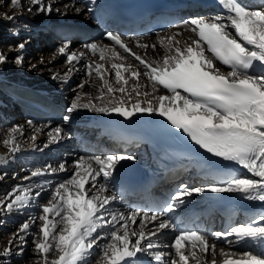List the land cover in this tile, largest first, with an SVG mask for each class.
Segmentation results:
<instances>
[{"label": "snow or ice", "instance_id": "1", "mask_svg": "<svg viewBox=\"0 0 264 264\" xmlns=\"http://www.w3.org/2000/svg\"><path fill=\"white\" fill-rule=\"evenodd\" d=\"M8 2L13 10L23 7L22 0ZM76 3L77 0H72L65 4V11L61 12L54 8V0H29L27 11L45 15L55 11L62 16L69 10L77 14L85 9L92 11L87 4L77 7ZM219 3L226 14L191 17L185 21L182 31L178 29L158 36L159 45L164 49L159 59L147 58V50H155L156 44L136 39V45L145 50L141 56L120 34L111 31L105 33L111 45L92 41L83 46L85 51H72L71 42L65 41L57 47L53 57L64 56L69 67L63 74L53 73V79L67 81L72 65L80 63L89 52L98 53L103 63L88 60L85 68L90 78L95 75L102 81L99 95L92 97L77 92L66 109L64 121H69L72 113L80 108L116 113L125 119L143 113L158 114L211 156L238 165L250 175L225 172L221 174L223 179H214L204 186L182 185L159 210L115 213L109 211L110 204L117 198L109 181L121 161L134 160L135 156L115 153L81 156L73 162L70 178L57 183L47 203L39 205L40 215L30 216L12 233L7 246L0 251V264H8L5 258L25 255L28 243L25 237L37 221L38 232L31 233L34 264H88V257L101 240L105 243L96 264H137L138 254L150 256L156 264H189L190 259L195 264H217V244H210L209 236L214 241H225L229 248L235 244L248 249L239 253V259H224L222 264H264V209L246 221L210 234L181 228L171 245L174 252L158 250L160 244L155 239L163 230L177 228L171 214L194 193H230L264 205V0L260 5L248 0H219ZM22 14L23 11H13L11 15L3 13L0 19L15 21ZM184 31H190L193 36L181 41L178 37ZM25 48L26 43L21 42L14 49L17 65L24 62ZM118 48L138 63H127L128 57ZM7 60L8 56L0 52V64ZM45 63L50 61L41 57L39 64ZM105 63H110V69ZM225 67L227 71L222 70ZM110 71L115 73L117 86L106 78ZM142 78H146L147 83H142ZM85 84L81 82L77 87L83 89ZM161 91L167 94H158ZM22 134L21 125L8 130L2 140L8 152L0 155V161H6L21 150L19 136ZM48 135L49 143H57L71 133L57 126ZM57 171H67V164L60 162L55 168L49 165L34 170L24 179ZM40 196L41 191L33 194L31 184L17 185L0 199V217L23 211ZM3 222L0 219V224ZM148 224L153 227L149 229ZM198 251L204 255L199 256ZM219 253L229 255L223 248ZM209 254L210 262L204 258Z\"/></svg>", "mask_w": 264, "mask_h": 264}, {"label": "bare ground", "instance_id": "2", "mask_svg": "<svg viewBox=\"0 0 264 264\" xmlns=\"http://www.w3.org/2000/svg\"><path fill=\"white\" fill-rule=\"evenodd\" d=\"M7 0H0V15L3 13H8L11 15L13 11H23V14L18 17L15 21H7L0 19V39H6L11 43L12 47H16L19 43H26V48L29 49L31 47H35L40 45L42 47H46L49 52H47V57H49L47 61L50 63H45L44 65H37L39 62L34 61V57L24 55V62L22 65H12L8 62L0 64V82H6L9 84H24L27 86H31L33 88H37L40 90L49 91L50 94H54L57 98L62 99L67 107L70 105L72 100L74 99L77 92L88 93L92 97H96L99 95V88L101 87L102 81L99 80L95 75L91 78L86 74L84 77L86 84L83 89H79L77 84L75 83L76 77L83 73L82 65H86L88 60L102 62L99 61V54L92 55V53H88L87 56L82 59V64H74L72 65L73 71L70 73L67 81L61 79H53V73L63 74L67 71L69 65L65 63V60L62 58L63 56L57 55L55 58L53 57L54 51L57 49L59 45L63 42L55 39L52 35L45 34L43 32L38 31V26L41 23L49 22L50 20L57 19L59 17H67L74 18L80 17L79 14L75 13L72 10L68 11L67 15H60L57 12H53L50 15L34 14L29 13L27 8L29 7V0H24L22 2V9L13 10L10 5L3 4ZM249 3L260 5L261 0L255 2L252 0H248ZM70 4L67 0H54V8H59L61 12L65 11L64 5ZM79 7V6H78ZM90 12L85 9L82 11V15L79 19L86 18ZM186 26L178 25L175 28L168 29L165 33H161L152 38L142 39V42H145L149 45L156 44L157 47L155 50L149 48L147 50V58L148 59H159L164 55V49L160 47L158 42V36H164L169 34L170 32H175L178 29L183 30ZM193 34L190 31H184L183 35L179 36L178 39L181 41L187 40ZM138 38H129L127 41L131 45L132 49L144 56L145 50L139 48L135 40ZM97 41L101 44H109L105 40H91ZM86 43H79L77 41L71 42V50L80 52L85 51L84 45ZM16 49V48H15ZM11 50V49H10ZM121 52L122 55L127 56V63H138L134 60L129 54ZM13 51V50H11ZM6 54V53H5ZM17 52H13V56L16 55ZM34 55V54H33ZM43 56V55H42ZM45 60V59H44ZM116 62H119L117 60ZM103 63V62H102ZM36 64V68H32L31 65ZM105 67L110 69V63H105ZM222 70L227 71V68H223ZM141 71H143V66H141ZM128 73H125V76H128ZM80 76V75H79ZM106 78H108L114 86L115 85V73L114 71H110L106 73ZM142 83H147L146 78H142ZM151 91V89H148ZM158 94H167L166 91H161ZM119 94H117L118 96ZM85 102L87 100L85 99ZM96 103H101L100 101H96ZM108 113H100L94 112L86 108H80L72 113L71 119L67 121V123H63L61 125L56 124H34L33 122L29 124L28 120L23 118L21 114L18 112V108L7 100L2 93L0 92V122L3 120H7V127H3L5 125H1L0 123V155L6 154L8 149L3 145L2 140L5 135L8 133V130L14 125H21L23 127V134L19 136V143L21 145V150L14 154V156H10L6 161H0V199H3L6 194L17 185H29L33 186V194L35 191H41V196L38 199L32 201V203L23 211L14 212L6 219V217H0L4 222L2 223L3 228H9L11 225H14L17 222H24L29 216L34 217L39 204L45 200V198H50V193L53 190V187L57 184H53L51 186H46V184L42 183L39 177H33L31 180H25L24 177L31 176V173L37 169H44L45 167L51 165V167H58L60 162H56L53 159V156L64 158V161L67 164V171H57L56 173H64L72 175L74 167L73 162H69L66 158L75 160L81 156H106L108 154H123V155H133L137 159L148 160L150 155L145 148H141L139 150L133 151L130 150L126 153H121L118 150H115L111 145L105 140L99 137V128L97 127V122L101 115ZM70 123V124H68ZM76 123L79 125L77 127L78 130L82 132L80 137H75L71 134V136H65L62 140L57 143H49V132L52 131L53 128L59 126L61 127L65 133H70V130L74 129L71 124ZM92 125H95L91 127ZM39 129L40 131H36ZM35 136L36 139L33 141L32 137ZM33 144L35 147H33ZM45 144H48V147H45ZM77 155V156H76ZM5 173L7 174L5 176ZM15 174V175H14ZM70 178V177H69ZM102 183L103 180L98 178ZM112 179L109 181V186L113 190ZM5 183H2L4 182ZM64 181V180H63ZM14 185L10 187L4 186L5 184L14 183ZM208 180L200 179L198 177V173H190L189 175L184 176L178 185V190L182 185H187L189 187H200L206 185ZM10 185V184H9ZM42 185V187H41ZM87 187V186H86ZM10 188V189H7ZM219 194L211 193V192H203V193H194L192 196L186 198V202L180 208L175 210L171 215L174 217L175 223L177 224L176 229H166L163 230L162 233L158 234L155 238L157 242L160 244V248L158 250L163 251L165 253L174 252V249L171 248L176 235H178L179 230L186 224L188 220L191 219L193 213L195 212L192 209L191 205H195L198 207V212L202 215L201 223L199 224V230L201 233L204 231L205 234H210L215 231H223L229 226L235 225L236 223L246 221L249 217L255 216L250 215L246 212H240L237 216L234 217L230 225H227V219L222 215L218 214L214 211L216 207L215 200L219 198ZM117 196V195H116ZM196 203V204H194ZM191 208V209H190ZM138 209H132L128 201L122 200L119 197L116 198L109 206L110 212L115 213H130L131 211H136ZM201 210V211H200ZM140 211V210H139ZM28 217V218H27ZM21 220V221H20ZM1 225V226H2ZM149 229L153 227V224L147 225ZM33 227V226H32ZM2 228V227H1ZM3 233V232H2ZM1 233V234H2ZM29 236L26 235L25 239L29 242ZM4 237V236H3ZM229 239H234L233 237H229ZM3 242V241H2ZM215 242L217 244V254L216 261L217 264H222L224 259H239V253L244 250H248L244 246L241 245H233L229 248L228 244L221 241H214L209 236V243ZM28 244V243H27ZM7 246V243L4 247ZM223 248L226 253H229L228 256H221L219 253V249ZM94 251V250H93ZM139 261L137 264H156V262L147 255L138 254ZM199 256H203L204 254L198 251ZM93 258V254L88 257V263ZM207 261H211V255H207L204 257ZM8 262L12 260V257L5 258ZM167 260V257H166ZM189 264H195V261L190 259Z\"/></svg>", "mask_w": 264, "mask_h": 264}, {"label": "rangeland", "instance_id": "3", "mask_svg": "<svg viewBox=\"0 0 264 264\" xmlns=\"http://www.w3.org/2000/svg\"><path fill=\"white\" fill-rule=\"evenodd\" d=\"M22 1H24V0H22ZM22 3H24V2H22ZM4 5H9L8 0L3 4V6ZM0 8H2V7H0ZM183 26H186V25H183ZM15 48L16 47H12L11 43L8 42L6 39H0V52L6 53V55L8 56V62L10 64H12V65H16V63L14 62V58H15L16 55H14V56L12 55L13 52L15 51L14 50ZM10 49L13 50V51H11ZM29 50H30V52H28V50L27 51H24V55L29 56V57L30 56L34 57L33 59L36 62H39V60H40L41 57H43L45 59V61L49 59V57H47V55H46L47 52H49V50L46 47H42L40 45H37L35 47L33 46V47L29 48ZM62 58L65 60V57L64 56ZM82 63H83V61H80V64H82ZM37 65H39V63ZM82 70L84 72L81 73V74H79L80 76L78 75L76 77L75 83L77 85H79L81 82H84L85 81L84 77L87 74V70L85 68V65H82ZM6 122H7V120H3L2 119V121L0 123H1V125H5L3 127H7V123ZM0 128H1V126H0ZM53 159L56 162H62V161H64V158H59V157H56V156H53ZM66 160L69 161V162H74L76 159L75 160H72V159L66 158ZM69 177H70L69 174H67V176H65L63 179L66 180ZM61 181H59V182H61ZM59 182H57V183H59ZM2 183H5V181L2 182ZM9 184H5L4 186L7 185L6 187H10V186L14 185L15 182L14 183H9ZM7 189H10V188H7ZM48 199H49V197L48 198H45V200L42 201L39 205H42L44 203H47ZM40 213H41V209L38 206V209H37L34 217H38L40 215ZM8 217H10V216H7L6 219ZM28 219H26V220H28ZM21 224H22V222H17L14 225H11V227H9V228H7V227L6 228H3V225L0 224V251L3 250V248H4L5 244L7 243L8 239L12 236V233H14ZM38 225H39V221H37L36 224L32 225L33 227L31 228V232H30V236H29V242H28V244L26 246L25 255L23 257H15V256H13L12 257V260L10 262H8V264H34V259H33V243H32L33 237L31 235V233L38 232ZM104 243H105V241H103V240L98 241V246H95L93 248L94 251L92 250L93 258L90 261V263H88V264H96V261H97V259L99 258V255H100L101 247L103 246Z\"/></svg>", "mask_w": 264, "mask_h": 264}]
</instances>
